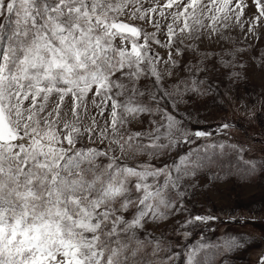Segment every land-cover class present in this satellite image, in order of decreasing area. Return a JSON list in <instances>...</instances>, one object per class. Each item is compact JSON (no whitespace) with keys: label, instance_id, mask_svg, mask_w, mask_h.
<instances>
[{"label":"snow or ice","instance_id":"1","mask_svg":"<svg viewBox=\"0 0 264 264\" xmlns=\"http://www.w3.org/2000/svg\"><path fill=\"white\" fill-rule=\"evenodd\" d=\"M251 3L245 18V0H0V264H227L264 242L180 243L219 219L191 212L193 197L222 198V175L264 174V147L245 159L185 122L220 69L219 103L264 109L236 91L250 74L264 81V0ZM213 38L219 50L201 51ZM226 147L238 165L217 166Z\"/></svg>","mask_w":264,"mask_h":264},{"label":"rangeland","instance_id":"2","mask_svg":"<svg viewBox=\"0 0 264 264\" xmlns=\"http://www.w3.org/2000/svg\"><path fill=\"white\" fill-rule=\"evenodd\" d=\"M187 2V0H185ZM248 7L245 11V18L253 12L255 8L251 3V0H245ZM151 31V29H148ZM161 41L164 37L160 36ZM242 37H237L238 41H241ZM261 40H264V35L261 36ZM185 43H188L186 41ZM253 44L258 45V42L253 40ZM246 47V45H241ZM154 50L161 55L165 54V49H161L157 46H153ZM201 51H217L219 46L216 40H205L204 43L199 45ZM188 53H185V59L188 57ZM160 70L163 72L164 68L161 65ZM225 69H220L219 74H214L213 77V90L209 92L207 97L203 98L201 105L196 109L191 110V115L185 114V122L192 127H199L202 130L212 133L209 140L199 141L198 143H213L223 141L226 144L243 145L245 150L243 157L259 158L260 151L264 147V109L257 108L254 116L247 117L237 114L228 105H224L218 102L219 95L224 91V85L228 82L223 80V72ZM176 75H183L182 68L175 70ZM223 80V82H221ZM147 80H142L141 83H146ZM261 76L259 74H250L248 80H241L238 82V88L236 89L238 94H245V98L255 99L259 102L260 98L264 96V87H262ZM218 86V91L217 87ZM215 97V99H214ZM157 101L161 107L168 108L167 98L162 95H157ZM183 112V108H181ZM178 118H180L178 116ZM229 122L232 127L227 130V135L223 132H217V125L222 122ZM188 145H182L183 150H187ZM224 155H216L213 158L217 162V166L226 164L238 165L235 153L228 149H224ZM207 177H202L201 182H204ZM214 187H218L224 196L217 199L212 192L208 193V197L211 199V203H207L203 196L193 197L188 204V208L194 214L211 212L217 215L219 219L217 221L209 222L207 229L203 226L192 229V235L187 241H181V245L194 243L203 235L206 241H217L218 237L227 235H239L240 233L250 234L253 236H259L260 233H264V174L257 173L250 178L241 179L238 175L228 177L222 175L219 183ZM229 213L236 216L248 217V219L241 223L240 220H231L228 218ZM255 217V219H252ZM264 247V242L256 239L252 242L251 246L247 250L225 253L221 257L222 260H226L227 264H252L253 258L257 250Z\"/></svg>","mask_w":264,"mask_h":264}]
</instances>
